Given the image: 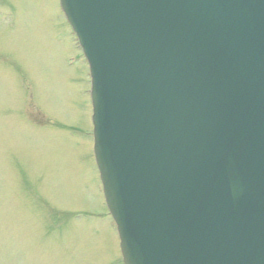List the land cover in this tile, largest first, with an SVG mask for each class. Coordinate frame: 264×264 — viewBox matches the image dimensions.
Returning <instances> with one entry per match:
<instances>
[{"label": "water", "instance_id": "obj_1", "mask_svg": "<svg viewBox=\"0 0 264 264\" xmlns=\"http://www.w3.org/2000/svg\"><path fill=\"white\" fill-rule=\"evenodd\" d=\"M62 1L127 264H264V0Z\"/></svg>", "mask_w": 264, "mask_h": 264}, {"label": "rangeland", "instance_id": "obj_2", "mask_svg": "<svg viewBox=\"0 0 264 264\" xmlns=\"http://www.w3.org/2000/svg\"><path fill=\"white\" fill-rule=\"evenodd\" d=\"M79 52L59 0H0V264H122Z\"/></svg>", "mask_w": 264, "mask_h": 264}]
</instances>
